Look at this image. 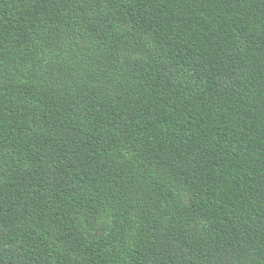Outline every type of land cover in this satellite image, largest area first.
<instances>
[{"label":"trees","instance_id":"1","mask_svg":"<svg viewBox=\"0 0 264 264\" xmlns=\"http://www.w3.org/2000/svg\"><path fill=\"white\" fill-rule=\"evenodd\" d=\"M0 264H264V0H0Z\"/></svg>","mask_w":264,"mask_h":264}]
</instances>
